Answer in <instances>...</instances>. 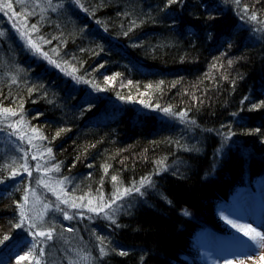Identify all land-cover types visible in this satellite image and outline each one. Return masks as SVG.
Instances as JSON below:
<instances>
[{"label": "trees", "instance_id": "obj_1", "mask_svg": "<svg viewBox=\"0 0 264 264\" xmlns=\"http://www.w3.org/2000/svg\"><path fill=\"white\" fill-rule=\"evenodd\" d=\"M257 177L264 0H0V264H201Z\"/></svg>", "mask_w": 264, "mask_h": 264}, {"label": "rangeland", "instance_id": "obj_2", "mask_svg": "<svg viewBox=\"0 0 264 264\" xmlns=\"http://www.w3.org/2000/svg\"><path fill=\"white\" fill-rule=\"evenodd\" d=\"M244 194L245 193H242L240 195V193H238L236 195V201L232 202L230 205L225 204L224 206H222V213L225 215H235L234 212L242 208L239 205L240 201H243L241 197H244V199L246 200L248 199L246 196H244ZM32 214H34L32 216V220L36 221L37 216L38 219L42 218L43 210L40 209V215L37 211H34ZM253 214L254 216H256L255 212H253ZM237 218L233 219L230 218V216L229 218L221 217L224 229L231 231L232 236L229 239H224V242H222L223 244L220 243V245L217 246V248L219 249V255H217L216 252L214 256L210 249L204 247V245L203 248L198 244L202 256L205 257L206 252L213 256V258L215 259H209L212 262H208L209 264H223V262L226 260H230L229 262H231L232 264H264V240H261L260 237L256 235V233L264 235V226H259L258 230H256L257 226H253L249 221L243 222L241 221V219ZM233 224L237 225V227H233ZM247 228H252L255 231L250 232L246 236L244 234V231H242L241 229Z\"/></svg>", "mask_w": 264, "mask_h": 264}, {"label": "snow or ice", "instance_id": "obj_3", "mask_svg": "<svg viewBox=\"0 0 264 264\" xmlns=\"http://www.w3.org/2000/svg\"><path fill=\"white\" fill-rule=\"evenodd\" d=\"M175 2H176V0H169V3H170V4H171V3H175ZM49 3H51V0H49ZM6 7L11 8V5H10V4H9V5H6ZM252 19H255V17L253 16ZM33 28H35V25H33ZM165 111H167V109H165ZM57 135H59V133H57ZM48 151L51 152V149L49 148ZM112 179H113V180H116V177L113 176ZM126 191H127V190H126ZM136 191L139 192L140 189L137 188ZM102 210H103V209H101V211H102ZM66 218H68V217L66 216ZM233 227H237V225L233 224ZM241 230L244 231V234H245L246 236H247L250 232H254V231H255V230L252 229V228L241 229ZM36 235H37V236H44L45 233H44V232H38V233H36ZM256 235L259 236L261 240H264V235H261L260 233H256ZM49 239H51V236H49Z\"/></svg>", "mask_w": 264, "mask_h": 264}]
</instances>
